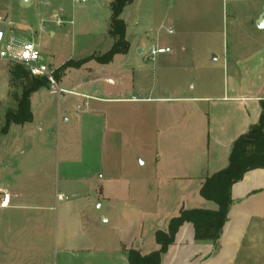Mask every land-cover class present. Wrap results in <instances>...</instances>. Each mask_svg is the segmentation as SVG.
Segmentation results:
<instances>
[{
	"label": "rangeland",
	"instance_id": "1",
	"mask_svg": "<svg viewBox=\"0 0 264 264\" xmlns=\"http://www.w3.org/2000/svg\"><path fill=\"white\" fill-rule=\"evenodd\" d=\"M9 1L2 0L0 16L8 13L9 19L30 25L34 32L30 39L38 44L44 62L55 69L69 60L104 54L111 47L108 25L113 0H35L29 7ZM121 17L131 45L127 54L116 56L108 66L92 59L70 67L63 82L61 72L56 76L58 85L71 93H54L48 82L31 95L36 119L45 124V131L36 134L37 143L47 142L48 153L54 156L51 165L45 161L46 173L50 170L52 175L46 174L51 181L46 180V186L54 188L66 173L97 168L101 182L114 178L118 189L136 187L144 178L153 184L158 175L172 172L198 179L205 173L207 145L224 140V131L233 129L232 118L225 117L229 105L204 99L232 89L233 70L224 64V55L232 56L236 45L250 46L254 40L250 33L254 27H238L231 2L133 0ZM9 19L4 22L7 29ZM41 19L46 23L40 24ZM153 46L173 51L153 56ZM13 66L0 60V134L6 113L17 109L23 93L21 81L11 77ZM257 87L240 85L237 91L252 93ZM39 96L44 108L37 104ZM156 189L151 187V193ZM170 198L175 203L179 196L173 192ZM128 199L122 192L119 206L134 201ZM101 202L103 206L97 202L93 209L106 212L108 201ZM256 253L258 258L247 264H264V244Z\"/></svg>",
	"mask_w": 264,
	"mask_h": 264
},
{
	"label": "crops",
	"instance_id": "2",
	"mask_svg": "<svg viewBox=\"0 0 264 264\" xmlns=\"http://www.w3.org/2000/svg\"><path fill=\"white\" fill-rule=\"evenodd\" d=\"M227 1L233 5L238 27H254L250 31L254 40L250 46L236 45L232 56L224 55V64L233 70L232 92L225 89L220 96L204 97L224 107L229 105L225 117L230 115L233 122V129L224 131V140L218 138L207 145L204 175L197 179L172 172V175H158L153 184L144 178L136 187L129 184L118 189L114 178L104 179L108 183L103 184L97 168L66 173L58 178L54 188L46 186L44 182L49 179L50 170L46 173L45 166L48 162L52 164L54 156L53 152L48 153L47 142L40 139L37 143L36 134L45 131V124L36 119L32 99L33 119L24 124L12 123L6 133L0 134V202L9 195V205L0 206V264H130L128 252L132 249L142 255L160 249L156 232L167 230L170 220L182 210L218 209L215 202L202 197L200 189L207 176L229 164L234 142L260 120L264 100V28L255 24L263 13L264 0ZM9 2L22 6L20 0ZM9 16L8 13L0 16V29L5 27L7 35L33 38L30 25ZM8 19L9 29L4 25ZM111 39L112 47L114 39ZM240 85L260 89L241 93L237 91ZM36 101L40 108L45 107L40 96ZM151 187L157 188L155 194L151 193ZM120 191L134 200L128 207L126 203L119 206ZM173 192L179 196L175 203L170 198ZM59 195L66 198L61 199ZM102 199L108 201L106 212L95 211V203L103 206ZM262 244L264 168H255L232 185L231 205L219 239L197 240L194 224L185 221L162 255L161 264H247L258 258L256 251Z\"/></svg>",
	"mask_w": 264,
	"mask_h": 264
},
{
	"label": "trees",
	"instance_id": "3",
	"mask_svg": "<svg viewBox=\"0 0 264 264\" xmlns=\"http://www.w3.org/2000/svg\"><path fill=\"white\" fill-rule=\"evenodd\" d=\"M132 2L133 0L112 1L108 34L114 39V43L106 53L88 56L80 61L69 60L58 68L56 76L59 77L61 72L70 67H79L87 60L94 59L100 64H108L117 55L128 53L130 42L126 37L127 24L121 15L124 8ZM10 74L14 80L21 81L23 93L18 100L17 109L6 113V125L2 130L3 133L8 131L12 123L24 124L33 119L31 95L41 87H45L49 82L44 77L33 76L23 66L18 64H14ZM255 168H264V100L262 101L260 120L234 142L229 164L225 168L207 176L200 189L202 197L215 202L218 205V209L194 208L182 210L178 216L170 220L167 230H158L156 232L157 242L161 246L160 249L147 255H142L137 249H132L128 252L129 263L161 264L162 255L174 241L177 230L185 221H190L194 224L197 240L217 241L231 205L232 185L241 180L247 171Z\"/></svg>",
	"mask_w": 264,
	"mask_h": 264
},
{
	"label": "built area",
	"instance_id": "4",
	"mask_svg": "<svg viewBox=\"0 0 264 264\" xmlns=\"http://www.w3.org/2000/svg\"><path fill=\"white\" fill-rule=\"evenodd\" d=\"M73 1L85 2L86 0ZM56 19L57 24L62 23L61 17H57ZM42 23H46V19H41L40 24ZM171 51L172 49L169 46H153L151 48V54L153 56ZM0 60L21 65L33 76L46 78L50 82L54 93L62 94L64 92H72L59 87L56 80L57 70L44 62L39 46L35 41L17 34L7 35L5 27L0 29ZM86 99H89V97L87 96ZM85 106H88V101L85 102ZM79 108L81 107L79 106ZM59 197L61 199L66 198L64 195H59ZM8 205L9 195L6 194L0 202V206L6 207Z\"/></svg>",
	"mask_w": 264,
	"mask_h": 264
},
{
	"label": "water",
	"instance_id": "5",
	"mask_svg": "<svg viewBox=\"0 0 264 264\" xmlns=\"http://www.w3.org/2000/svg\"><path fill=\"white\" fill-rule=\"evenodd\" d=\"M31 1L32 0H20L22 6L24 7H29L31 5ZM98 1L102 2L104 0H98ZM255 24L259 28H264V7H263V13L261 14V16H259L257 20H255ZM140 52H144V50L140 49ZM215 58H217V56H215Z\"/></svg>",
	"mask_w": 264,
	"mask_h": 264
}]
</instances>
